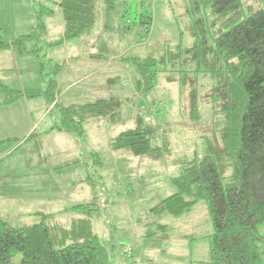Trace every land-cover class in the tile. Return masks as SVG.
Here are the masks:
<instances>
[{
    "label": "rangeland",
    "instance_id": "obj_1",
    "mask_svg": "<svg viewBox=\"0 0 264 264\" xmlns=\"http://www.w3.org/2000/svg\"><path fill=\"white\" fill-rule=\"evenodd\" d=\"M189 1L117 0L115 9L107 13L104 0H96L93 28L79 38L53 46L48 43L63 37V16L56 9L53 16L44 17L47 31L39 56H25L26 61H19V65L8 64L5 73L11 88L45 89L47 81L57 77L64 81L58 96L60 105L119 97L122 121L107 124L101 120L87 125L82 136L61 132L57 137L60 140H55L56 135L44 137L39 133L53 123L59 124L61 116L53 109L54 104L34 100L39 104L35 119L42 115L41 126L37 124L35 129L40 126L42 130L31 132L26 142L8 141L6 146L12 144L9 148H13L11 154L0 159L1 218L13 227H23L40 223L41 214H46L47 224L70 227L73 220L84 217L74 208L95 201L98 212L91 219V227L106 247L112 264L209 263L210 235L214 230L205 200L179 217L155 216L148 210L176 193L171 180L180 173L177 159L206 153L207 140L214 138L217 127L215 115L221 113L215 96L218 82L210 74L197 72L190 73L183 83L181 72H172V64L168 63L161 67L155 88L140 94L136 87L137 67L129 60L148 56L160 59L166 44L191 48L192 23L200 17L211 22L214 16L210 7L190 16ZM243 1L249 7L245 16L264 9V0ZM49 6L54 8L52 0ZM144 7L151 10L153 21L147 39L139 42L147 30L139 17ZM34 24L31 0H0V30L8 40L29 33ZM56 64L63 66L58 75L53 73ZM194 68V63L186 59L184 69ZM114 78L120 82L110 84L109 79ZM127 97L133 100L129 103ZM138 114H145V123L158 129L170 126L172 156L152 159L113 150L112 139L136 128ZM72 139L76 144L70 143ZM72 159L79 162L70 165ZM220 164L226 176L234 179V158L223 155ZM154 222L169 227L168 238L145 237L146 226L154 228ZM126 248L132 249L131 257L125 253ZM20 261L18 255L11 264Z\"/></svg>",
    "mask_w": 264,
    "mask_h": 264
},
{
    "label": "trees",
    "instance_id": "obj_2",
    "mask_svg": "<svg viewBox=\"0 0 264 264\" xmlns=\"http://www.w3.org/2000/svg\"><path fill=\"white\" fill-rule=\"evenodd\" d=\"M50 1L31 0L36 25L29 33L8 40L0 30V53L13 48L21 56H39L40 43L47 31L44 17L53 16L56 9H60L63 16L64 34L60 41L48 45L74 40L93 28L96 0H52L54 8L49 6ZM116 1L104 0L107 13L115 9ZM189 4L190 16L203 7H210L212 21L200 17L192 23L194 41L189 49L166 44L168 48L164 47L160 59L154 56L129 58L139 75L136 87L140 94L150 93L157 85L161 67L168 63L172 64V72H181L183 83L190 73L210 74L218 82L215 96L220 101L221 113L215 115L217 127L214 138L207 140L206 153L176 160L180 173L171 180L176 193L148 212L155 216L179 217L205 200L214 230L210 235L208 264H264V9L245 16L249 7L243 0H190ZM139 17L147 26L145 34L139 38V42H144L153 16L151 10L144 7ZM186 59L194 63V70L184 69ZM41 62L44 66L43 60ZM62 71L63 66L58 64L53 73L58 75ZM119 82L117 78L109 79L110 84ZM58 84L59 79L52 77L45 89L17 90L0 81V108L23 98H44L50 106L54 104L53 109L62 119L54 129L76 138L84 135L85 127L95 122L122 121L121 98L60 105ZM131 100L127 97L129 103ZM197 115L198 112L194 116ZM145 116L138 114L136 128L112 139L113 150L152 159L172 156L170 126L158 129L145 123ZM223 155L234 158V179L226 176L224 165L220 164ZM78 162L75 160L70 165ZM74 210L84 217L73 220L70 227L47 224L46 214H41L40 223L23 227H13L0 217V264H11L18 255L20 264H112L106 247L91 227V219L98 212L97 202L79 204ZM152 224L154 228L146 226V238H168L167 225ZM125 253L131 257L132 249L126 248Z\"/></svg>",
    "mask_w": 264,
    "mask_h": 264
},
{
    "label": "crops",
    "instance_id": "obj_3",
    "mask_svg": "<svg viewBox=\"0 0 264 264\" xmlns=\"http://www.w3.org/2000/svg\"><path fill=\"white\" fill-rule=\"evenodd\" d=\"M33 11V9H32ZM34 13V11H33ZM35 16V15H34ZM25 56H20L16 52L15 49H7L0 53V81H2L6 85L12 86L10 83L11 81H8L10 78L6 75V71L8 70V64L11 62L18 64L19 61H26ZM28 58H30L28 56ZM24 59V60H23ZM8 79V80H7ZM64 83V81L60 82L59 79V89L60 92L62 91L61 85ZM44 88V87H41ZM68 89V88H66ZM27 90V89H25ZM43 99V101H46L44 98H38ZM34 100H28V99H22L15 104L9 105V106H3L0 108V159L3 157H6L11 154L12 147L9 148L12 144L7 145L6 143L12 139H21V142L28 141V135L31 134V132H34L35 130L41 129V124H39L42 120V115L35 119V111L37 110V107L39 104H34ZM31 103V104H30ZM40 125L35 129L36 125ZM57 123L51 124V127H45L44 130H42L41 133L44 137H54L55 140L58 139L59 133L62 131H58L57 129H54V126H56ZM47 126V125H46ZM66 133V132H65ZM69 133H67L68 135ZM19 136V137H18ZM74 142L72 141L70 143ZM75 143V142H74ZM5 144V145H3ZM76 144V143H75ZM75 161V159H72ZM71 162V161H70ZM69 162H65L64 165L68 164Z\"/></svg>",
    "mask_w": 264,
    "mask_h": 264
},
{
    "label": "built area",
    "instance_id": "obj_4",
    "mask_svg": "<svg viewBox=\"0 0 264 264\" xmlns=\"http://www.w3.org/2000/svg\"><path fill=\"white\" fill-rule=\"evenodd\" d=\"M130 251V250H129Z\"/></svg>",
    "mask_w": 264,
    "mask_h": 264
}]
</instances>
